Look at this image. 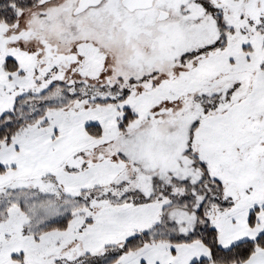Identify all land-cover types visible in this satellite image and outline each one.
I'll return each mask as SVG.
<instances>
[{
  "label": "snow or ice",
  "instance_id": "1",
  "mask_svg": "<svg viewBox=\"0 0 264 264\" xmlns=\"http://www.w3.org/2000/svg\"><path fill=\"white\" fill-rule=\"evenodd\" d=\"M0 264H264V0H0Z\"/></svg>",
  "mask_w": 264,
  "mask_h": 264
}]
</instances>
